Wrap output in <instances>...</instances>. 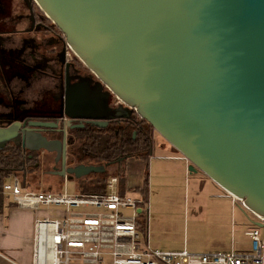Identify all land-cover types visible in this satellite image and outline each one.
I'll list each match as a JSON object with an SVG mask.
<instances>
[{
  "label": "water",
  "instance_id": "1",
  "mask_svg": "<svg viewBox=\"0 0 264 264\" xmlns=\"http://www.w3.org/2000/svg\"><path fill=\"white\" fill-rule=\"evenodd\" d=\"M33 1L96 87L66 91L61 142L40 134L57 125L15 122L0 127V149L16 143L62 154L53 175L79 180L104 169L66 167V130L135 113L188 162V172L264 219V0Z\"/></svg>",
  "mask_w": 264,
  "mask_h": 264
},
{
  "label": "built area",
  "instance_id": "2",
  "mask_svg": "<svg viewBox=\"0 0 264 264\" xmlns=\"http://www.w3.org/2000/svg\"><path fill=\"white\" fill-rule=\"evenodd\" d=\"M9 180L2 192L11 195L16 207L61 212L56 219L34 220L30 264H264V219L260 216L252 214L261 227L253 225L245 232L250 240L248 251H162L150 246L147 200L126 186L120 188L115 176L106 182L105 192L92 195L31 191L16 176ZM225 197L248 211L241 200L228 193Z\"/></svg>",
  "mask_w": 264,
  "mask_h": 264
},
{
  "label": "flooded vegetation",
  "instance_id": "3",
  "mask_svg": "<svg viewBox=\"0 0 264 264\" xmlns=\"http://www.w3.org/2000/svg\"><path fill=\"white\" fill-rule=\"evenodd\" d=\"M94 81L59 29L33 0H0V127L15 122L22 126L35 121L49 123L57 127L43 128L40 134L48 141L61 142L60 130L66 124L59 119L63 102L57 104L56 93L63 90L66 94L69 86L76 85L89 92L95 90ZM63 92L61 99L65 97ZM78 124L79 121L71 123ZM71 130H66V167L70 166L72 154ZM7 146L20 147L16 143ZM20 149L37 161L54 156V164L59 165V169L47 174L57 177L53 173L61 170L62 154L57 158L56 152Z\"/></svg>",
  "mask_w": 264,
  "mask_h": 264
},
{
  "label": "rangeland",
  "instance_id": "4",
  "mask_svg": "<svg viewBox=\"0 0 264 264\" xmlns=\"http://www.w3.org/2000/svg\"><path fill=\"white\" fill-rule=\"evenodd\" d=\"M62 92L63 90L56 93L57 104L64 101L60 97ZM72 92L73 87L69 86L67 89L68 96ZM151 132L153 154L147 168L148 187L146 194L149 239L159 240L161 244H166L165 246L162 245V248L167 250L186 249L189 252L196 253H202L201 250L229 252L228 245L230 236L233 233L235 240L238 242L236 249L248 251L250 247L248 240L243 236V232L253 227L256 222L254 216L249 211L245 212L238 204H235L233 208L230 205L227 211L228 225H230L228 226L229 237L228 240L222 239L219 226L216 224L218 213L215 204L217 199H213L211 193L206 191L204 177H207L199 172H188L189 164L186 160H157L156 156L162 155L177 156L179 158L182 156L153 129H151ZM160 147H168L170 150L164 152ZM44 158H40V160L38 158V161L42 163L38 171L33 173H30V171L17 172L16 177L21 180L24 186L31 191L42 190L51 193L64 191L70 195L79 193L78 180L65 179V181L59 182L57 177L49 176L47 173L58 171L59 165L54 164V156L52 155ZM26 167L28 168V166ZM30 169L31 167L27 170ZM116 171L117 167L115 166L108 168L109 175L116 174ZM35 179L39 180L38 184L34 182ZM193 179L197 181L194 189L192 186ZM141 187H143V174ZM144 200H146L145 197ZM124 214L129 215L131 212H124ZM232 221L235 223L233 229L231 227ZM225 244L228 246L226 249H219ZM175 246H180V248ZM154 248L161 247L155 246Z\"/></svg>",
  "mask_w": 264,
  "mask_h": 264
},
{
  "label": "trees",
  "instance_id": "5",
  "mask_svg": "<svg viewBox=\"0 0 264 264\" xmlns=\"http://www.w3.org/2000/svg\"><path fill=\"white\" fill-rule=\"evenodd\" d=\"M113 100V97L108 99L110 108L116 103ZM114 105L117 107V104ZM151 129L152 127L146 121L138 118L135 113H132L129 118L109 120L105 127L87 124L82 129H72L70 131L72 154L69 167L85 165L104 169L102 173L91 174L79 179L77 181L79 193L84 195L101 194L105 192L106 182L113 176L118 178L120 188L124 189L127 162L133 159L144 164L143 187L136 189L135 192L147 199V168L153 151ZM26 166L31 169L27 170ZM114 166L117 167L116 174L109 175L108 168ZM39 168L41 165L38 161L30 153L22 151L20 147L7 146L0 149V212L3 209L1 189L5 179L10 175L16 176L18 171L33 173ZM35 176L37 177V175ZM59 180L63 181L62 178ZM34 182L38 184L39 180L35 179Z\"/></svg>",
  "mask_w": 264,
  "mask_h": 264
},
{
  "label": "crops",
  "instance_id": "6",
  "mask_svg": "<svg viewBox=\"0 0 264 264\" xmlns=\"http://www.w3.org/2000/svg\"><path fill=\"white\" fill-rule=\"evenodd\" d=\"M162 151H169L168 147H160ZM153 154V151H152ZM152 157V155H151ZM150 157V159H151ZM149 159V160H150ZM157 160H185L179 157L173 156H156ZM149 163V161H148ZM144 164L141 161L136 160H128L126 167V187L130 191H135L136 189L141 187V177L143 174ZM14 177L13 175L8 176L5 183H9V179ZM60 177H57L59 179ZM206 180V191L211 193V197L213 199H217V203L215 204V208L218 213V217L216 219V224L220 229V236L222 239L228 240V209L231 205L235 206L232 203L231 199L225 197L226 192L223 191L219 186H217L210 179ZM64 181V180H63ZM62 181V182H63ZM60 182V180H59ZM197 181L193 179V189L196 186ZM22 187L23 183L21 184ZM28 189V188H27ZM42 191V190H40ZM64 192V191H62ZM1 195L3 198V209L0 212V264H30L31 261V242H32V230H33V222L34 220L39 218H48V219H56L61 216V212L56 208H38L33 211L30 209L19 208L16 207L12 201V197L10 194H4L1 189ZM147 200V199H146ZM230 201V202H229ZM235 223L231 222V227L233 229ZM246 230L243 232L244 238L248 240V245L250 247V240L245 235ZM150 246L156 250L162 251H179L177 250H167L163 249L159 240H151L149 239ZM236 245L238 242L235 240L233 233L230 236L229 242V251L234 249L236 251H243L236 249ZM155 246L161 248H154ZM226 244L221 246L219 249H226L228 247ZM179 247L180 246H175ZM182 250V249H181ZM202 253L191 252L194 254H208L215 253L209 252L206 250H201Z\"/></svg>",
  "mask_w": 264,
  "mask_h": 264
}]
</instances>
